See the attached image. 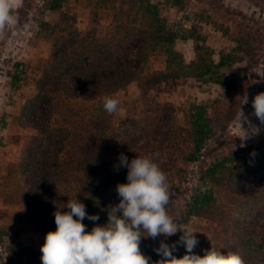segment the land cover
<instances>
[{
  "label": "trees",
  "instance_id": "1",
  "mask_svg": "<svg viewBox=\"0 0 264 264\" xmlns=\"http://www.w3.org/2000/svg\"><path fill=\"white\" fill-rule=\"evenodd\" d=\"M93 8L109 14L108 30L102 34L93 27L78 29L73 15L62 10L58 0L49 5L58 13L57 19L40 25V34L52 51L36 81L35 94L22 110L33 130L20 164L25 190L19 202L30 223L45 235L55 231L53 213L77 198L89 215L99 216L98 221H83L87 231L106 224L110 206L119 203L116 185L127 182V168L114 169L120 154L130 162L165 149L167 154L157 163L170 185L168 205L181 197L179 184L192 164L199 165L201 180L224 187L235 197L232 205L224 206L210 191L189 190L179 209L182 222L195 218L213 228L194 252L202 256L212 243L225 254L228 248L239 251L246 264H264V153L247 174L233 163L231 153L216 154L224 144L218 134L235 114L240 96L229 72L239 71L233 69L237 63L244 62L247 69L257 64L264 51V32L245 15H234L225 23L218 21L215 8L212 13L201 9L197 13L201 21L233 45L219 50L215 60L195 28L178 31L167 23L165 8L187 19L186 0H94ZM178 38L193 41L194 56L189 62L174 47ZM155 53L164 57L162 70L147 68ZM180 78L217 85L222 96L210 105H190L183 125H176L172 107L159 105L150 92L162 82ZM131 83L136 84L144 114L134 144L118 141L111 128L113 114L103 108L105 95L112 97ZM172 240L173 236L142 237L140 249L153 264L162 259L155 251L160 242L172 245ZM185 251L176 249L173 254L180 258ZM40 256V251L9 248L3 264H41Z\"/></svg>",
  "mask_w": 264,
  "mask_h": 264
},
{
  "label": "rangeland",
  "instance_id": "2",
  "mask_svg": "<svg viewBox=\"0 0 264 264\" xmlns=\"http://www.w3.org/2000/svg\"><path fill=\"white\" fill-rule=\"evenodd\" d=\"M52 1L54 0H23V7L16 13L17 24L5 28L0 33V264L4 263L9 248L15 251L23 249L37 252L40 251L45 238V234L37 231L30 223L19 202L25 190L20 164L33 135V130L27 125L22 110L35 94L36 81L52 51L50 42L40 34V25L43 22H53L57 19L58 13L49 10ZM58 1L61 2L62 10L73 15L78 29L93 27L98 34L108 30L109 14L103 10L94 12V0ZM213 8L222 17L217 18L218 21L226 23L234 15H245L251 19V25L264 32V0H186L187 19L173 8H165L162 12L169 27L173 29L181 31L195 28L200 43L213 50V58L216 60L219 50L229 49L233 45L215 32L210 25L202 22L197 14L201 9L212 13ZM174 47L182 54L185 62L193 59L191 39L178 38ZM257 59V64L249 69L244 67L246 65L243 62L233 66V69L239 71L229 72L234 78L240 96L235 114L227 122L224 132L218 134L224 144L216 152L218 155L231 153L233 163L245 174L249 169H255L257 159L264 153V125H260L259 120L251 115L254 111L252 108L254 96L264 92V51ZM163 67L164 57L161 54L155 53L149 57L147 63L149 70H162ZM221 91L220 87L212 83L193 78H180L160 83L154 87L150 95L159 105L172 107L173 123L183 125V114L190 105H210L222 96ZM112 97L118 99L121 102L120 106L126 109L124 117L113 114L112 130L118 135L119 142L137 143L136 139L142 125L138 121L143 119L144 114L136 84H129ZM246 97L247 103H244ZM240 110L248 122H241ZM249 124L260 127L261 131L258 135H250V138L242 140L246 135L245 131L250 133ZM241 144L245 146L241 147ZM167 152L168 150L161 149L149 151L142 156L147 155L155 162H160ZM253 152L255 155H252ZM200 172L198 164L186 168L185 179H181L179 184L183 193L177 201L167 206L169 214L179 220L182 227L196 232L194 235L199 243L193 251L198 250L207 241L213 233V228L206 221L195 218L182 222L179 209L189 190L210 191L217 203L224 206L232 205L235 200L228 189L212 187L201 180ZM62 193L67 194L65 190H62ZM112 202L116 203L115 200ZM181 235L180 231L172 235V244L176 243ZM176 249L186 250L180 244L176 245Z\"/></svg>",
  "mask_w": 264,
  "mask_h": 264
},
{
  "label": "clouds",
  "instance_id": "3",
  "mask_svg": "<svg viewBox=\"0 0 264 264\" xmlns=\"http://www.w3.org/2000/svg\"><path fill=\"white\" fill-rule=\"evenodd\" d=\"M22 7L23 0H0V33L17 24L16 13ZM244 103H247V97ZM120 105L118 99L108 95L103 97V108L109 115L124 117L126 109ZM252 108L251 115L264 125V92L254 96ZM240 113L241 122H248L241 110ZM249 128L250 133L244 130L246 135L242 140L261 131L255 125L249 124ZM120 167L128 170L127 182L116 185L119 203L110 206L107 223L96 224L87 231L83 221H98L99 216L89 215L85 204L77 198L69 199L53 213L56 229L46 233L40 246L41 264H149L150 258L140 249L142 237H170L178 231L182 235L176 243L160 242L155 251L162 259L153 264H246L239 251L228 248L225 254L212 243L202 256L193 251L199 243L194 235L196 232L182 227L181 222L169 214L170 185L166 173L151 157L136 156L129 162L124 154H120L119 164L114 165V169L119 171ZM63 208L68 211H62ZM177 244L186 249L180 258L173 254Z\"/></svg>",
  "mask_w": 264,
  "mask_h": 264
}]
</instances>
